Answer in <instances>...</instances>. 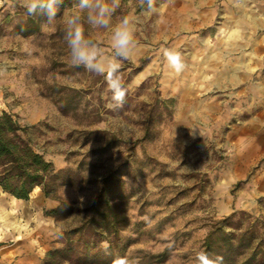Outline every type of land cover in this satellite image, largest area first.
<instances>
[{
    "label": "rangeland",
    "instance_id": "374dc122",
    "mask_svg": "<svg viewBox=\"0 0 264 264\" xmlns=\"http://www.w3.org/2000/svg\"><path fill=\"white\" fill-rule=\"evenodd\" d=\"M73 2L48 23L0 0V113L28 126L55 169L75 173L57 194L85 206L116 170L128 195L116 253L127 264H197L213 226L238 233L264 221V0H156L150 16L121 0L113 23L138 17L139 49L121 61L127 92L115 112L104 78L71 63L63 16ZM86 34L111 54L108 31ZM36 193L17 200L0 188V264H43L77 222L56 220Z\"/></svg>",
    "mask_w": 264,
    "mask_h": 264
},
{
    "label": "trees",
    "instance_id": "16d2710c",
    "mask_svg": "<svg viewBox=\"0 0 264 264\" xmlns=\"http://www.w3.org/2000/svg\"><path fill=\"white\" fill-rule=\"evenodd\" d=\"M29 21L33 23V20ZM148 116L150 118V112ZM114 142L109 139L104 147L114 146ZM73 178L75 173L70 168L55 169L52 162L34 147L27 125L19 123L7 111L0 113L1 190L13 198L27 199L33 188L39 187L46 197L58 200V204L48 210L56 220L79 215L76 223L62 229L61 245L46 251L43 264L64 261L112 264L117 259L120 233L128 224V195L122 189V181L117 177V171L112 170L102 177L98 191L87 205L74 207L73 201L57 194L58 186L72 184ZM235 215L236 212H232L219 222L231 224ZM262 231L264 221L258 218L238 233L215 225L204 237L202 252L213 258L222 257V264H261L260 257L264 253ZM157 256L164 258V253Z\"/></svg>",
    "mask_w": 264,
    "mask_h": 264
},
{
    "label": "clouds",
    "instance_id": "9594fccd",
    "mask_svg": "<svg viewBox=\"0 0 264 264\" xmlns=\"http://www.w3.org/2000/svg\"><path fill=\"white\" fill-rule=\"evenodd\" d=\"M11 8L19 7L28 17H44L46 22L54 21L65 0H3ZM140 12L150 16L157 11L156 0H137ZM121 6V0H74L71 10L63 16L64 33L71 63L83 67L96 77H103L110 93L106 107L115 112L125 103L126 88L119 75L121 61L134 59L139 43L136 38L138 17L123 16L113 23V16ZM102 29L110 33L111 54L99 42L87 35L88 30ZM171 67L175 71L183 68L178 53H168ZM174 58V60H173ZM0 66V75L7 72ZM198 264H222V257L213 258L206 252L197 254ZM114 264H127L125 258H118Z\"/></svg>",
    "mask_w": 264,
    "mask_h": 264
},
{
    "label": "crops",
    "instance_id": "0c3cea01",
    "mask_svg": "<svg viewBox=\"0 0 264 264\" xmlns=\"http://www.w3.org/2000/svg\"><path fill=\"white\" fill-rule=\"evenodd\" d=\"M37 192L35 194V197H37L40 201H41V204L42 206L44 207H54L57 205V201L53 198H50V197H46L43 192L40 190L39 187H35L33 188V190L30 192ZM30 195V194H29ZM17 200H20L18 198H16ZM16 260V259H15Z\"/></svg>",
    "mask_w": 264,
    "mask_h": 264
},
{
    "label": "bare ground",
    "instance_id": "6f19581e",
    "mask_svg": "<svg viewBox=\"0 0 264 264\" xmlns=\"http://www.w3.org/2000/svg\"><path fill=\"white\" fill-rule=\"evenodd\" d=\"M14 199H16V198H14Z\"/></svg>",
    "mask_w": 264,
    "mask_h": 264
},
{
    "label": "snow or ice",
    "instance_id": "6c2138e0",
    "mask_svg": "<svg viewBox=\"0 0 264 264\" xmlns=\"http://www.w3.org/2000/svg\"><path fill=\"white\" fill-rule=\"evenodd\" d=\"M173 60H174V58H173Z\"/></svg>",
    "mask_w": 264,
    "mask_h": 264
}]
</instances>
